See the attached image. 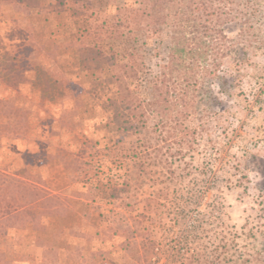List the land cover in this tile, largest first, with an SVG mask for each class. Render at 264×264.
Instances as JSON below:
<instances>
[{"label": "rangeland", "instance_id": "obj_1", "mask_svg": "<svg viewBox=\"0 0 264 264\" xmlns=\"http://www.w3.org/2000/svg\"><path fill=\"white\" fill-rule=\"evenodd\" d=\"M64 1L0 0V170L45 189L0 220V264H264V14L227 90L163 127L117 74H158L169 27Z\"/></svg>", "mask_w": 264, "mask_h": 264}, {"label": "trees", "instance_id": "obj_2", "mask_svg": "<svg viewBox=\"0 0 264 264\" xmlns=\"http://www.w3.org/2000/svg\"><path fill=\"white\" fill-rule=\"evenodd\" d=\"M144 1V29L149 34L160 33L164 26L170 29L165 63L156 75H149L144 68L136 69L128 62L122 63L117 79L138 80V87L145 94L139 103L150 114L160 117L159 124L164 127L174 115L184 119L195 114L197 101L215 79L227 90L225 61L232 59L238 67L247 59L251 37L262 30L264 0ZM231 33L236 35L232 37ZM229 76L236 79L234 74ZM131 93L128 90L125 96ZM179 118L175 122L183 123ZM43 191L22 175L0 170V220L33 205ZM13 193L20 196L13 197Z\"/></svg>", "mask_w": 264, "mask_h": 264}]
</instances>
